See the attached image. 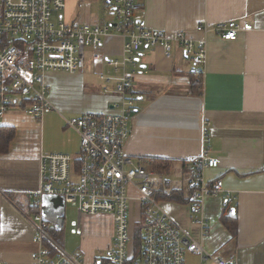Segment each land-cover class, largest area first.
<instances>
[{
  "label": "crops",
  "instance_id": "0c3cea01",
  "mask_svg": "<svg viewBox=\"0 0 264 264\" xmlns=\"http://www.w3.org/2000/svg\"><path fill=\"white\" fill-rule=\"evenodd\" d=\"M135 7L134 17L144 20L152 30L184 32L194 40L204 39L206 62L203 67L193 65L175 46L169 55L161 48L139 51L135 56L137 66L125 68L135 71L132 86L137 98L129 119L125 154L137 163L143 159L171 160L169 175L163 176L170 180L172 170H176L178 175L186 176L182 189L190 187L192 192L196 189L192 160L203 154L216 159L217 167L205 168L202 175L209 185L221 180L222 191L217 197H206L197 214L190 205L157 200L207 254L232 264H264V0H136ZM61 15L67 24L113 22L108 0H65ZM228 22L249 23L252 30L239 32L235 41L195 31L198 25ZM122 45L119 35H109L101 53L120 61ZM121 73L106 61H91L87 54L82 74L62 73L49 84L47 97L57 112L36 119L12 109L0 117V127L14 130L7 152L0 153V264H31L30 253L37 248L33 241V213L29 212L34 205L29 194L40 186L44 131L66 147L59 126L61 116L111 111L117 97L103 93L102 88L112 89ZM194 73L201 78L200 97L190 96ZM100 75L113 80L105 83ZM205 129L208 144L204 142ZM160 190L166 191L158 185L155 192ZM88 218L105 220L108 227L95 233L109 248L114 233L112 218L84 215L81 227ZM222 218L236 223L234 234L224 226ZM197 219L206 222L207 228L197 224ZM61 230L63 227L48 224L53 240V234ZM98 260L101 259L96 258L92 264Z\"/></svg>",
  "mask_w": 264,
  "mask_h": 264
},
{
  "label": "built area",
  "instance_id": "2783aa9c",
  "mask_svg": "<svg viewBox=\"0 0 264 264\" xmlns=\"http://www.w3.org/2000/svg\"><path fill=\"white\" fill-rule=\"evenodd\" d=\"M136 0H110L113 22L103 24H67L62 19L65 0H0V117L12 109L41 119L57 112L48 100L46 75L64 72L82 74L87 54L93 62L106 61L121 71L112 89L103 93L117 97L108 113H84L66 118L67 128L79 139L77 157L63 153H42L39 157V189L31 194L34 208V243L31 264H81L65 253L48 234V224L41 216V197H63L65 204L77 206V219L71 222V233L82 234L84 215H108L114 233L108 256L95 264H188L187 255L198 258V264H232L209 255L200 244L185 234L161 208L154 197L158 185L167 190L169 179L134 164L125 154L130 135L129 119L137 102L132 78L135 56L143 48H161L167 55L173 46L195 66L206 62V41L192 39L187 33H165L147 27L134 17ZM252 30L249 23L228 22L213 26L198 25V33H214L222 40L235 41L239 32ZM112 34L122 38V59H108L101 53L104 39ZM89 52V53H88ZM105 83L113 79L100 75ZM61 115V113H59ZM208 144L207 130L203 131ZM195 191L189 196L194 214L206 197H217L223 188L221 180L209 185L204 181L205 168L217 167V160L206 154L192 160ZM130 202L139 206L142 225L135 234L129 226ZM195 222L205 228L202 219ZM138 240V241H137Z\"/></svg>",
  "mask_w": 264,
  "mask_h": 264
},
{
  "label": "rangeland",
  "instance_id": "374dc122",
  "mask_svg": "<svg viewBox=\"0 0 264 264\" xmlns=\"http://www.w3.org/2000/svg\"><path fill=\"white\" fill-rule=\"evenodd\" d=\"M66 74L64 72L57 73H48L45 77L46 86L49 87L51 82L54 79H58V75ZM68 74V73H67ZM70 76V75H68ZM48 95V94H47ZM21 112V111H20ZM94 113H101L98 111H93ZM23 113V112H22ZM84 113V112H82ZM81 112H74V115H80ZM72 114V115H73ZM66 118L73 117L70 113L63 114ZM61 126V130L64 132L63 138L64 142L66 141V147L62 145V142H58V138H51V135L48 134L47 131H44L42 143L44 146L45 154L52 153H63L70 154L73 157H77V152L79 150V140L77 135L73 130L69 128L65 129V122L62 120L59 123ZM64 129V130H63ZM69 142V143H68ZM137 164V162H133ZM171 185L184 189L186 176L182 177L177 174L176 170H172V174L170 177ZM77 206L74 203L68 204H59L54 205L50 203L47 207L44 208V221L47 224H50L54 228H62L63 230L59 231V234H53L55 239L52 240L56 243L65 253L72 256L74 259H78V261L82 264H92L96 258L106 259L110 250L109 248L104 247L105 240L99 239L97 234L95 233L99 228L105 229L108 225L104 224L103 219H95L88 218L87 220L82 221V234L75 235L71 233V222L77 219L76 213ZM142 225L141 215L139 211V206L136 202H130L129 209V226L132 228L135 234L138 233L139 228ZM97 237V238H96ZM100 237V236H99ZM94 238V239H93ZM106 248V250H104ZM188 263H198V259L196 257H187Z\"/></svg>",
  "mask_w": 264,
  "mask_h": 264
},
{
  "label": "trees",
  "instance_id": "16d2710c",
  "mask_svg": "<svg viewBox=\"0 0 264 264\" xmlns=\"http://www.w3.org/2000/svg\"><path fill=\"white\" fill-rule=\"evenodd\" d=\"M196 77H198V79ZM200 79V75H197V73L193 74V79H191L189 86L190 96H202L203 87ZM13 137L14 130L12 128L0 127V153L7 152L9 143L11 142ZM138 162L146 166L148 170L155 171L160 175L166 176L169 175V171L173 163L171 160L165 159H143ZM186 190L187 191L172 187L170 189H167L165 192L161 190L154 192V197L159 201H171L182 205H189L188 196L192 192V188L189 187ZM8 196L12 198L11 194H9ZM29 212L36 214L37 210L34 207H31L29 209ZM221 220L224 226L227 227L228 231L234 234L236 230V223L233 221H226L224 218H222Z\"/></svg>",
  "mask_w": 264,
  "mask_h": 264
},
{
  "label": "water",
  "instance_id": "95a60500",
  "mask_svg": "<svg viewBox=\"0 0 264 264\" xmlns=\"http://www.w3.org/2000/svg\"><path fill=\"white\" fill-rule=\"evenodd\" d=\"M110 1V0H108ZM41 216L42 219L44 220L45 213H44V208L47 207L50 203H53L55 206L59 204H65V201L63 197L60 196H54V195H44L41 197ZM233 213V210H232Z\"/></svg>",
  "mask_w": 264,
  "mask_h": 264
},
{
  "label": "bare ground",
  "instance_id": "6f19581e",
  "mask_svg": "<svg viewBox=\"0 0 264 264\" xmlns=\"http://www.w3.org/2000/svg\"><path fill=\"white\" fill-rule=\"evenodd\" d=\"M40 212H41V210H40Z\"/></svg>",
  "mask_w": 264,
  "mask_h": 264
}]
</instances>
